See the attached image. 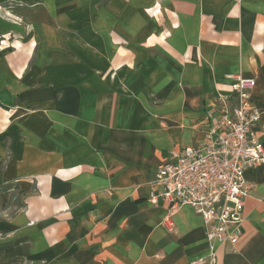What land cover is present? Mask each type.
Returning a JSON list of instances; mask_svg holds the SVG:
<instances>
[{
    "label": "crops",
    "instance_id": "0c3cea01",
    "mask_svg": "<svg viewBox=\"0 0 264 264\" xmlns=\"http://www.w3.org/2000/svg\"><path fill=\"white\" fill-rule=\"evenodd\" d=\"M6 33L21 46L0 51V264L205 258L200 215L182 206L168 231L150 181L203 140L233 75L256 79L264 124V0H0ZM245 178L243 236L215 264H264V167Z\"/></svg>",
    "mask_w": 264,
    "mask_h": 264
},
{
    "label": "built area",
    "instance_id": "2783aa9c",
    "mask_svg": "<svg viewBox=\"0 0 264 264\" xmlns=\"http://www.w3.org/2000/svg\"><path fill=\"white\" fill-rule=\"evenodd\" d=\"M227 94H220L206 110L203 140L169 153L150 181L149 200L168 202L162 221L173 232V214L190 206L200 215L209 253L191 264H215L221 247L243 236L248 169L264 167V124L253 91L256 79L233 75Z\"/></svg>",
    "mask_w": 264,
    "mask_h": 264
},
{
    "label": "rangeland",
    "instance_id": "374dc122",
    "mask_svg": "<svg viewBox=\"0 0 264 264\" xmlns=\"http://www.w3.org/2000/svg\"><path fill=\"white\" fill-rule=\"evenodd\" d=\"M13 38L14 37L11 35V33L2 34L0 36V51H6V49H9V48L20 47L21 46L20 44H14ZM26 52H28V51H25V53ZM25 69H26V67H25ZM4 113L6 114V119L9 121V119L11 117L10 109H9V111H4Z\"/></svg>",
    "mask_w": 264,
    "mask_h": 264
}]
</instances>
